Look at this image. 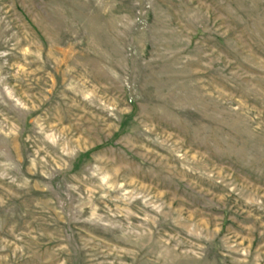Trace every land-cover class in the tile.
<instances>
[{"label": "rangeland", "instance_id": "374dc122", "mask_svg": "<svg viewBox=\"0 0 264 264\" xmlns=\"http://www.w3.org/2000/svg\"><path fill=\"white\" fill-rule=\"evenodd\" d=\"M0 264H264V0H0Z\"/></svg>", "mask_w": 264, "mask_h": 264}]
</instances>
